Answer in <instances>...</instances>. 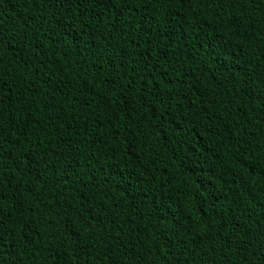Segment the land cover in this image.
Wrapping results in <instances>:
<instances>
[{"label": "trees", "instance_id": "trees-1", "mask_svg": "<svg viewBox=\"0 0 264 264\" xmlns=\"http://www.w3.org/2000/svg\"><path fill=\"white\" fill-rule=\"evenodd\" d=\"M0 264H264V8L0 0Z\"/></svg>", "mask_w": 264, "mask_h": 264}, {"label": "snow or ice", "instance_id": "snow-or-ice-1", "mask_svg": "<svg viewBox=\"0 0 264 264\" xmlns=\"http://www.w3.org/2000/svg\"><path fill=\"white\" fill-rule=\"evenodd\" d=\"M111 2L116 3L117 0H111ZM250 2L258 3V4H260V6L262 8H264V0H250ZM0 131H2V129H0ZM3 198H4L3 193H0V202H2ZM6 219H7V217L4 216V214H3V207H2V205H0V227H2L4 225Z\"/></svg>", "mask_w": 264, "mask_h": 264}]
</instances>
